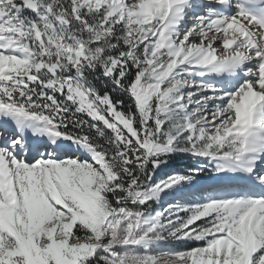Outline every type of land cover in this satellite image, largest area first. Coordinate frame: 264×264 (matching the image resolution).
Returning <instances> with one entry per match:
<instances>
[{"label": "snow or ice", "instance_id": "6c2138e0", "mask_svg": "<svg viewBox=\"0 0 264 264\" xmlns=\"http://www.w3.org/2000/svg\"><path fill=\"white\" fill-rule=\"evenodd\" d=\"M0 264H264V0H0Z\"/></svg>", "mask_w": 264, "mask_h": 264}]
</instances>
